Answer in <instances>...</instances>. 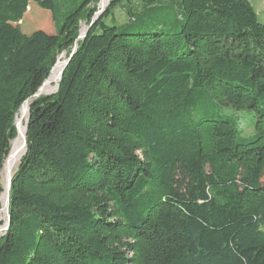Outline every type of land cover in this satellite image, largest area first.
Wrapping results in <instances>:
<instances>
[{
	"label": "trees",
	"instance_id": "obj_1",
	"mask_svg": "<svg viewBox=\"0 0 264 264\" xmlns=\"http://www.w3.org/2000/svg\"><path fill=\"white\" fill-rule=\"evenodd\" d=\"M99 2L0 0V211L29 103L0 264H264V15L112 0L91 25Z\"/></svg>",
	"mask_w": 264,
	"mask_h": 264
},
{
	"label": "rangeland",
	"instance_id": "obj_2",
	"mask_svg": "<svg viewBox=\"0 0 264 264\" xmlns=\"http://www.w3.org/2000/svg\"><path fill=\"white\" fill-rule=\"evenodd\" d=\"M112 1V0H111ZM111 1H110V3H111ZM251 3H252V5L254 6V8H255V10H256V12H257V14H258V19L260 20V21H262L263 20V15H264V0H249ZM110 3L108 4V6L105 8V11L108 9V7H109V5H110ZM137 2L136 1H133V2H131L129 5H127V7L128 6H130L131 4H136ZM102 6V3H100L99 2V4H98V8H99V10H101L100 9V7L99 6ZM98 10V11H99ZM97 11V12H98ZM104 11V12H105ZM103 12V13H104ZM35 17H36V15H35ZM129 20V15L127 14V11L124 9V8H117V9H115L114 10V12H113V16L112 17H109L108 19H106V22L108 23V24H113V25H118V26H120V25H123V24H125L127 21ZM46 26V28L48 29V30H53L54 29V26H53V24L52 23H50L49 22V24H47V25H45ZM86 27H87V23L86 22H82V24H81V28H80V31L82 30V31H84L85 29H86ZM84 28V29H83ZM67 59V53H63L62 55H60L59 56V58H58V61H61V62H63V61H65ZM53 72V71H52ZM52 72H51V74H52ZM50 77V76H49ZM55 77H57V76H55ZM54 80V79H53ZM52 83H53V81H52ZM58 83H59V81H57V82H55V83H53V88H54V91H52V92H50V93H43V94H51V93H53V92H55L56 90H57V88H58ZM21 112V111H20ZM20 112H19V114H20ZM18 114V115H19ZM22 114H23V116H24V123H22V125L24 124L25 126H27V123H28V118H29V114L28 113H24V112H22ZM18 115H17V117H18ZM234 115L235 116H237L238 118H239V122H240V126H241V128H242V131H243V134L245 135V136H251L253 133H254V125L252 124V120H251V118L249 117V115L247 114V113H244V112H234ZM17 119V118H16ZM19 134V133H18ZM18 134H17V137H18ZM16 137V138H17ZM16 138L12 141V145H11V151H12V146H13V143H14V141L16 140ZM11 151H10V153H11ZM21 158H22V156H21ZM21 158H19L18 160H16L15 162H14V164H13V166H12V168H11V175H13L15 172H16V170H17V168H18V165H19V163H20V160H21ZM6 178H7V176H6V167L4 166V169H3V172H2V180H3V183H4V185L6 184ZM4 203V202H3ZM6 222H7V218H6V216H5V214H3V217H2V220L0 221V227L1 228H3L4 227V225L6 224ZM4 231L2 230V231H0V234H2Z\"/></svg>",
	"mask_w": 264,
	"mask_h": 264
},
{
	"label": "bare ground",
	"instance_id": "obj_3",
	"mask_svg": "<svg viewBox=\"0 0 264 264\" xmlns=\"http://www.w3.org/2000/svg\"><path fill=\"white\" fill-rule=\"evenodd\" d=\"M111 0H101L100 3H102V6L100 5V9H105L108 4L110 3ZM84 29V28H83ZM63 65H64V61H58L57 65L55 66L52 74L50 75V77L48 78V80L45 82V84L43 85V87L41 88V92L42 93H50L52 91H54L53 88V79L55 78V76H59L60 77V73L63 69ZM25 111H22L24 113H28L29 114V103L25 104L24 106ZM18 120V118H17ZM19 121V120H18ZM20 122V121H19ZM26 138V126L20 122V132L18 134V137L16 138V140L13 143L12 146V151L10 153L9 159L6 163V168H12L14 162L16 160H18L19 158H21V156L23 155L24 151H25V146H24V139ZM6 196H7V192H4V196H3V202H6ZM3 214H5L6 216V210L5 208H3ZM3 215L1 216V220H2ZM0 220V221H1ZM1 227H0V231H1Z\"/></svg>",
	"mask_w": 264,
	"mask_h": 264
},
{
	"label": "water",
	"instance_id": "obj_4",
	"mask_svg": "<svg viewBox=\"0 0 264 264\" xmlns=\"http://www.w3.org/2000/svg\"><path fill=\"white\" fill-rule=\"evenodd\" d=\"M100 2H101V0H100ZM105 11V9H102V10H99L97 13H96V16H95V18H94V20H93V22L91 23V25L103 14V12ZM91 25L90 26H87L86 27V29L84 30V31H80V33H79V37H78V40H77V42H76V45H75V47H74V49H73V52H72V54H71V56L73 55V53H75V51H76V48H77V45H78V42L79 41H81V40H83V39H85V37L87 36V34H88V31H89V29H90V27H91ZM71 56L69 57V58H67L65 61H64V65H63V69H62V71H61V73H60V77H59V81L61 80V78H62V75H63V72H64V69H65V67L67 66V64H68V62L70 61V58H71ZM58 63V62H57ZM57 65V64H56ZM55 65V66H56ZM55 68V67H54ZM54 68L52 69V71L54 70ZM47 81V80H46ZM45 81V82H46ZM45 82L43 83V85L45 84ZM43 85L39 88V90L37 91V93L34 95V97H38V96H40V95H42L43 93L41 92V88L43 87ZM28 103V101H26L22 106H21V108H20V111L22 112V111H25V108H24V106H25V104H27ZM29 110V109H28ZM15 126H16V129H17V133H19L20 132V122L16 119V121H15ZM26 134H27V126H26ZM24 146L26 147L27 146V141H26V138L24 139ZM25 152H26V150H25ZM9 156H10V154H9ZM9 156L7 157V160H6V162H5V167H6V163H7V161H8V159H9ZM6 176H7V178H6V184H5V192H7V196H6V202L5 203H3V208H5V210H6V218H7V222H6V224L4 225V227L1 229V231L3 230V231H6L7 229H8V227H9V222H10V215H9V202H10V189H11V181H12V177H13V175H11V168H6ZM3 196H4V194H3ZM3 208L1 209V211L3 210ZM0 211V212H1Z\"/></svg>",
	"mask_w": 264,
	"mask_h": 264
}]
</instances>
